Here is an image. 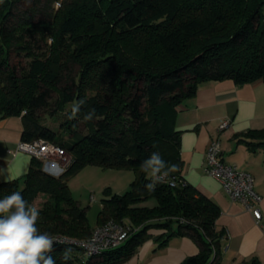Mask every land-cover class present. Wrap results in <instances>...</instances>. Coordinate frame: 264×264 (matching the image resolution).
<instances>
[{"label": "trees", "instance_id": "obj_1", "mask_svg": "<svg viewBox=\"0 0 264 264\" xmlns=\"http://www.w3.org/2000/svg\"><path fill=\"white\" fill-rule=\"evenodd\" d=\"M22 54L25 66L11 62ZM226 79L264 82V0H3L0 116H21L20 141L56 144L70 161L54 176L31 157L23 178L0 183V199L20 192L32 205L43 195L39 231L87 239L93 228L69 179L86 166L133 170L136 177L123 194L104 191L96 220V226L109 220L127 226L125 240L87 259L79 246L54 244L49 255L56 264H122L147 240L156 250L175 236L198 245V253L180 264H222L220 209L182 179L176 119L199 86ZM80 99L84 105L69 120ZM52 100L47 115L63 114L58 130L41 121ZM92 109L103 119L85 121ZM235 139L264 152V128ZM154 152L178 166L169 178L181 183L147 190L142 164ZM148 200L155 205H139ZM68 248L72 258L64 261ZM239 264L261 263L251 256Z\"/></svg>", "mask_w": 264, "mask_h": 264}, {"label": "crops", "instance_id": "obj_2", "mask_svg": "<svg viewBox=\"0 0 264 264\" xmlns=\"http://www.w3.org/2000/svg\"><path fill=\"white\" fill-rule=\"evenodd\" d=\"M224 119L230 120V126L219 131L218 125ZM261 128H264V82L261 80L243 85L228 79L206 82L177 112L176 130L180 131V155L184 164L182 179L220 209L216 227L225 233L222 264H239L251 256H257L264 264V228L260 226L264 222V152H251L235 139L248 130ZM22 129L21 116H0V183L9 178L21 179L29 169L28 153L9 152L20 142ZM213 139L220 143L222 161L254 178V189L262 198L258 204L261 221L256 222L241 203L232 200L218 179L204 173L206 149ZM43 168L54 176L62 173L56 161H43ZM139 205L152 207L155 202L148 200ZM159 233L152 231L154 235ZM156 247L149 239L122 264H180L198 253V245L187 236L172 237L166 245L154 250Z\"/></svg>", "mask_w": 264, "mask_h": 264}, {"label": "built area", "instance_id": "obj_3", "mask_svg": "<svg viewBox=\"0 0 264 264\" xmlns=\"http://www.w3.org/2000/svg\"><path fill=\"white\" fill-rule=\"evenodd\" d=\"M230 123L229 119L222 120L218 125V130L227 129ZM9 152L11 154L26 152L31 157L42 161H56L59 163L62 171L70 161V159L64 156L66 155L65 151L58 145L41 139L32 142L20 141ZM220 154L221 150L218 139L211 140L205 153L203 163L204 173L218 179L222 184L224 192L232 200L241 203L244 209L253 215L256 222L261 221V211L258 204L262 198L254 189V178L249 173L239 170L233 165L226 164L220 159ZM182 181L180 178L168 177L164 183L175 186ZM260 226L264 228V222H261ZM128 232L129 228L127 226L109 220L93 228L90 237L87 239H72L61 235H54L53 237L58 241L54 244H73L81 247L87 259L98 255L106 249L118 246L128 236Z\"/></svg>", "mask_w": 264, "mask_h": 264}, {"label": "clouds", "instance_id": "obj_4", "mask_svg": "<svg viewBox=\"0 0 264 264\" xmlns=\"http://www.w3.org/2000/svg\"><path fill=\"white\" fill-rule=\"evenodd\" d=\"M3 3V0H0ZM85 100L73 102L69 120L75 119L84 105ZM103 119L92 109L83 119ZM150 182L145 185L147 190L154 191L157 184L166 182L171 173L178 170L175 164L168 165L158 153H152L142 164ZM5 182H11V178ZM40 210L33 204L29 205L20 192H13L0 199V264H56L49 255L53 251L55 237L47 232L41 233L37 228ZM72 258V249H65L63 260Z\"/></svg>", "mask_w": 264, "mask_h": 264}, {"label": "rangeland", "instance_id": "obj_5", "mask_svg": "<svg viewBox=\"0 0 264 264\" xmlns=\"http://www.w3.org/2000/svg\"><path fill=\"white\" fill-rule=\"evenodd\" d=\"M54 7L58 8V3ZM11 62L19 67L26 65V59L23 54L19 56L13 55ZM52 97L54 99L55 95H52ZM52 102L53 100L51 101L49 109L42 115L41 121L44 125L58 130L59 125L63 121V114L56 113L53 116L47 115L53 109ZM64 156L70 159L68 154ZM135 177V172L129 169L86 166L69 179L68 186L73 198L79 202L81 207L87 208L88 223L91 228H94L96 227L97 215L102 207L101 200L104 198V191L107 190L110 194H123L129 189L130 183ZM45 200L46 197L39 195L33 204L37 208H40Z\"/></svg>", "mask_w": 264, "mask_h": 264}]
</instances>
